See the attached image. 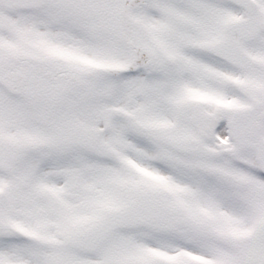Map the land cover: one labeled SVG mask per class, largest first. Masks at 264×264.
I'll return each instance as SVG.
<instances>
[{
  "label": "snow or ice",
  "instance_id": "obj_1",
  "mask_svg": "<svg viewBox=\"0 0 264 264\" xmlns=\"http://www.w3.org/2000/svg\"><path fill=\"white\" fill-rule=\"evenodd\" d=\"M0 264H264V0H0Z\"/></svg>",
  "mask_w": 264,
  "mask_h": 264
}]
</instances>
